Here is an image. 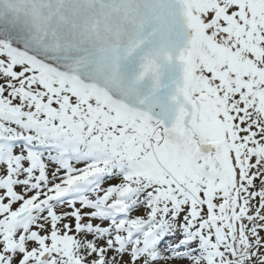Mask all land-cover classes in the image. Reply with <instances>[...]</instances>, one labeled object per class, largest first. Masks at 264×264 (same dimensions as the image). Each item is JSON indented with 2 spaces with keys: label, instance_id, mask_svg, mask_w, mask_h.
<instances>
[{
  "label": "snow or ice",
  "instance_id": "6c2138e0",
  "mask_svg": "<svg viewBox=\"0 0 264 264\" xmlns=\"http://www.w3.org/2000/svg\"><path fill=\"white\" fill-rule=\"evenodd\" d=\"M0 264H264V0H0Z\"/></svg>",
  "mask_w": 264,
  "mask_h": 264
}]
</instances>
